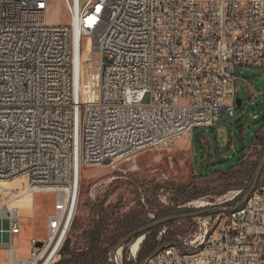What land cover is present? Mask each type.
Masks as SVG:
<instances>
[{"label":"built area","instance_id":"1","mask_svg":"<svg viewBox=\"0 0 264 264\" xmlns=\"http://www.w3.org/2000/svg\"><path fill=\"white\" fill-rule=\"evenodd\" d=\"M64 3L70 23L50 24L52 0H0V184L25 176L32 195L57 194L46 240L38 247L33 239L29 259L10 264L60 260L72 223L69 214L60 236L62 223L53 233L60 193L78 197L85 168L167 147L196 127L235 117L237 69L264 67V0ZM84 36L98 55L92 103L78 86ZM243 205L246 213L211 214L194 247L167 243L166 253L143 263L264 264V179ZM19 219L1 232L19 233ZM0 245L10 262L12 242ZM117 254L109 260L124 264L122 249Z\"/></svg>","mask_w":264,"mask_h":264},{"label":"rangeland","instance_id":"2","mask_svg":"<svg viewBox=\"0 0 264 264\" xmlns=\"http://www.w3.org/2000/svg\"><path fill=\"white\" fill-rule=\"evenodd\" d=\"M47 20L50 24L70 23V14L64 0H52ZM81 60L83 98L86 102H92L98 98L99 81L98 55L93 49L92 37L84 36L82 39ZM236 74V88L242 105L236 109L235 117H223L213 127H196L192 135L180 136L167 147L153 146L126 159L84 169L76 209L67 234L71 245L80 238L82 226L89 220V202L106 200V205H113L121 212H126L140 201L145 204V198L150 197L156 205V211L171 209L175 204V187L188 184L209 189L207 195L197 199L209 204L202 207L191 205L189 208H208L212 213L217 211L216 207L223 205L218 202L231 200L229 192L237 189L236 186L245 187L248 192L253 181L250 176L254 165L263 152L264 67H240ZM257 135L262 141L260 144H253ZM228 170L236 173V177L230 180L224 177ZM261 179H264V173L258 182ZM26 181L19 180L12 187L1 183V213L6 209L5 204L24 190H29ZM227 185L234 188L224 192ZM56 200L55 192L34 193V215L20 218L21 232L13 237V245L18 249L20 258L30 257L32 238L38 242L46 240L49 234V216L56 211ZM20 205L15 203L19 208ZM186 205L180 207H188ZM232 207L235 206L228 208ZM1 213L0 240L3 239L1 231L7 229L10 222L6 214L3 216ZM154 213L150 212L151 218H154ZM217 214H212L213 218ZM210 215L176 219L161 228L158 238L169 230L175 234L176 240L167 243L182 246L186 241L189 243L188 247H194L195 244L190 241ZM77 219L78 222L74 225L73 222ZM130 245L126 248L127 257H133ZM6 261L7 251L0 246V264H6ZM56 263L58 262L54 264Z\"/></svg>","mask_w":264,"mask_h":264},{"label":"trees","instance_id":"3","mask_svg":"<svg viewBox=\"0 0 264 264\" xmlns=\"http://www.w3.org/2000/svg\"><path fill=\"white\" fill-rule=\"evenodd\" d=\"M260 141L262 140L261 138H258L257 135L253 144H260ZM262 143L263 152L259 157L260 159L264 153V140ZM260 159L257 164L254 165L252 175L250 176L251 179L254 178L253 175L255 168L259 164ZM232 167H230V169ZM263 173L264 167L262 170V174ZM224 177H228L230 180L236 177V173L228 170L224 174ZM231 187L234 188L232 185H227L223 189L224 192H227ZM235 188L243 189L242 194L232 202L225 203L222 206H236L247 193L245 187L236 186ZM208 190V187L179 184L175 187L174 206L171 209L157 211L156 205L150 197L145 198V204L140 201L138 205L132 207L126 212H121L113 205H106V200L89 202V220L82 226L81 234L79 235L80 238H78V240L71 245L70 237L67 236L61 249V258L56 264H114L109 260V254L111 253L113 247L127 234L136 231L138 228L162 217L194 211V208L180 206L186 205L193 200H197L200 197L207 195ZM150 212H155L154 218L150 217ZM219 212L220 211H214L211 213L209 210L204 214H215ZM77 222L78 219L73 222L74 225H76ZM173 222L174 220L167 221L144 232L145 238L141 243L135 264L143 263L144 260L160 246L166 244L167 242H173L176 240L175 234L169 230H166V233L163 234L160 239L158 238V233L161 228L163 226L170 225ZM139 235L140 234H135L133 238L123 246L122 254L124 264L134 263V259L127 260L126 248Z\"/></svg>","mask_w":264,"mask_h":264},{"label":"bare ground","instance_id":"4","mask_svg":"<svg viewBox=\"0 0 264 264\" xmlns=\"http://www.w3.org/2000/svg\"><path fill=\"white\" fill-rule=\"evenodd\" d=\"M85 77V76H84ZM79 94L83 96V72H82V63H81V68H80V75H79ZM98 99V98H97ZM94 100L92 102H96L97 101ZM92 102H87V103H92ZM160 147V146H159ZM19 180H24L25 176H21L18 177L15 180H12L11 182H5L3 183V185H7V186H11L14 185L17 181ZM27 183V181H26ZM1 185V184H0ZM28 187V185H27ZM29 189V188H28ZM32 198L33 195L31 193V190H24L22 192V194H20L17 197H14L12 200H10L6 205V209L4 211H2L1 215L8 217L9 219H14L17 216H19V214L26 212L29 208H31L32 206ZM77 194H74V192L69 191V190H63L60 193V198H59V213L58 216L56 217L55 221L52 224V230L53 233H56L57 229L59 228L60 223L61 224V228L60 230H58V237L60 236L62 230L65 227L66 221L68 219V215L71 213V220L73 218L75 209H76V205H77ZM15 203H20L22 209L19 208V206H15ZM209 204L208 202L205 201H197L194 202V206L196 207H202ZM23 205V206H22ZM3 207V206H2ZM0 206V209L2 208ZM28 212V211H27ZM8 213V214H7ZM235 213H246V205H241L240 207H237L235 209ZM57 237V240H58ZM143 241V238H139V239H135L131 245H130V250H131V255L135 256L138 254V251L140 249L141 243ZM168 251V244L156 249L153 253H152V257H159L160 253H166ZM118 257H119V253H118ZM16 262V256H15V251L11 252V263H15ZM140 264H145V263H140Z\"/></svg>","mask_w":264,"mask_h":264},{"label":"water","instance_id":"5","mask_svg":"<svg viewBox=\"0 0 264 264\" xmlns=\"http://www.w3.org/2000/svg\"><path fill=\"white\" fill-rule=\"evenodd\" d=\"M236 104H237V108H239L241 105H242V100L239 98V96L237 97L236 99ZM263 167H264V153L260 159V162L255 170V173H254V178H253V181H252V184L248 190V192L245 194V196L242 198V200L234 207V208H226L224 206H218L216 207L215 209L217 211H225V210H233V209H236L237 207H240L241 205L244 204V202L246 201V199L248 198V196L251 194V192L254 190L256 184L258 183V180H259V177L261 176L262 174V170H263ZM207 211H209V209H197V210H194V211H191V212H185V213H180V214H174V215H168V216H165V217H162L160 219H157L151 223H148L140 228H138L136 231H133V232H130L129 234H127L124 238H122L114 247L113 249L111 250V254L113 256H115L117 254V252L119 250H121L123 248V246L130 240L133 238V236L135 234H140L137 238L139 239L140 237L144 239V232L146 230H149L150 228L152 227H155L157 225H160L162 223H165L167 221H170V220H176V219H183V218H187V217H190V216H198V215H202L204 213H206ZM71 217V213H70V216H69V219ZM69 219H68V222L67 224L69 223ZM67 227V225H66ZM42 242H38L37 243V246H41Z\"/></svg>","mask_w":264,"mask_h":264},{"label":"crops","instance_id":"6","mask_svg":"<svg viewBox=\"0 0 264 264\" xmlns=\"http://www.w3.org/2000/svg\"><path fill=\"white\" fill-rule=\"evenodd\" d=\"M28 211V212H27ZM26 212H23V213H21V214H19V216H20V218H22V217H32L33 215H34V211H35V205H34V194H33V198H32V206H31V208H29L28 210H27ZM55 213V212H54ZM54 213H52V214H54ZM52 214H50V215H52ZM19 221H20V219H19ZM20 232H21V228H20ZM19 232V233H20ZM3 234H2V241H11L12 242V245H13V237L16 235V234H19V233H11V232H8V231H4V232H2ZM33 239H35V238H32V240ZM37 241V240H36ZM32 242V241H31ZM0 246H2V245H0ZM4 249H6V247H4V246H2ZM13 247H14V245H13ZM15 248V250H16V252H15V256L18 258V259H20V260H27V259H29V258H20V256H19V252H18V249L16 248V247H14ZM6 251H7V249H6ZM11 263V259H10V262H9V260H8V256H7V261H6V264H10Z\"/></svg>","mask_w":264,"mask_h":264}]
</instances>
